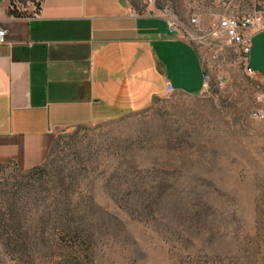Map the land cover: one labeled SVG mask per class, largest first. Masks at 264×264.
<instances>
[{
  "label": "rangeland",
  "instance_id": "1",
  "mask_svg": "<svg viewBox=\"0 0 264 264\" xmlns=\"http://www.w3.org/2000/svg\"><path fill=\"white\" fill-rule=\"evenodd\" d=\"M39 1L8 7L29 16ZM128 2L174 19L207 88L60 129L34 171L0 164V213L27 232L41 220L52 227L44 236L7 231L14 250L0 234V264H66L77 253L84 264H264V118L252 117L264 106L263 79L247 71L239 46L214 34L221 17H264V0ZM62 215L82 245L60 233Z\"/></svg>",
  "mask_w": 264,
  "mask_h": 264
},
{
  "label": "crops",
  "instance_id": "2",
  "mask_svg": "<svg viewBox=\"0 0 264 264\" xmlns=\"http://www.w3.org/2000/svg\"><path fill=\"white\" fill-rule=\"evenodd\" d=\"M0 8V163L37 167L58 130L141 110L166 82L202 92L200 55L161 12L136 13L128 0H42L20 17L8 0ZM248 65L264 78V29L252 35Z\"/></svg>",
  "mask_w": 264,
  "mask_h": 264
},
{
  "label": "built area",
  "instance_id": "3",
  "mask_svg": "<svg viewBox=\"0 0 264 264\" xmlns=\"http://www.w3.org/2000/svg\"><path fill=\"white\" fill-rule=\"evenodd\" d=\"M39 3L41 4L42 0H40ZM3 11L4 10L0 8V14H2ZM197 21H198L197 17L191 18L192 23H196ZM168 29L169 32L175 33L182 37V35H180L179 26L171 17L170 18L168 17ZM261 29H264L263 16L244 15L241 17V19L230 16H224L218 19L217 27L214 31V34L224 36L229 40V42L240 47L244 56L246 69L249 73H252L248 65V56L251 47V38L256 30H261ZM4 32L5 31L3 29H0V43L5 42ZM262 79L263 80L261 81V90L256 94V100L264 105V78ZM207 83H208V76L204 71L202 91L207 88ZM165 89H166V94H171L174 92V87L170 82H166ZM252 117L256 119H263L264 106L255 109L252 112Z\"/></svg>",
  "mask_w": 264,
  "mask_h": 264
},
{
  "label": "trees",
  "instance_id": "4",
  "mask_svg": "<svg viewBox=\"0 0 264 264\" xmlns=\"http://www.w3.org/2000/svg\"><path fill=\"white\" fill-rule=\"evenodd\" d=\"M39 8H40V3H38V5H37V7L35 9V12H37L39 10ZM8 12L11 15L16 16V17L23 16L22 13L16 11L15 9H11L10 7H8ZM79 126H81V125H78L76 127H79ZM0 164H2V163H0ZM37 168H38V166L37 167H34V168H31L28 171H34ZM62 216H63L62 217L63 220H60L61 221L60 222V228H61L60 229L61 230L60 233H62L63 235L66 234V235H69V236H72V237L74 236L75 238L78 239L79 246H80V244L82 245L81 241H79L80 237H82L81 236V233H82L81 229H79L78 226H73L70 223V221L66 219L67 218L66 215H62ZM24 229H26V228H24L23 226H20V224H18V223H16V224L9 223L8 220H6V218H5V214H1L0 213V234L1 235L2 234H6V237H7L6 238V241L4 243H2V245L7 250H9V249L10 250H14V246H13L14 245V243H13L14 240L11 239V238H8L9 236L6 233L7 231L10 230L11 232L14 233V235L15 234H17V235H23L24 237L29 236L27 233H31L32 235H34V234H36L37 231H39V234H41L42 236H44L46 233L48 234L50 232L49 230L52 229V227L50 225H48L46 221H42L41 220V222L33 230V232H30V231L27 232V230L24 231ZM80 240H82V239H80ZM83 241H84V239H83ZM22 242H21L22 245L23 244L26 245L25 244V240H23ZM77 251L78 250L75 249L73 252L75 253ZM66 258H67L65 260V263L66 264H84V261H82L84 259V257L82 259V257H80V253H77V255H68V256H66Z\"/></svg>",
  "mask_w": 264,
  "mask_h": 264
}]
</instances>
